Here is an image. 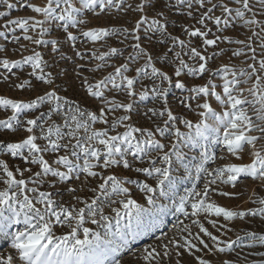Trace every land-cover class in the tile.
I'll return each instance as SVG.
<instances>
[{"label":"snow or ice","instance_id":"snow-or-ice-1","mask_svg":"<svg viewBox=\"0 0 264 264\" xmlns=\"http://www.w3.org/2000/svg\"><path fill=\"white\" fill-rule=\"evenodd\" d=\"M17 2L21 8L30 10L34 15L6 19L0 37L7 40V34L12 33V41L19 42L21 37L15 35L19 29L23 40L38 46L50 45L52 53L58 54L60 59H66L60 51L58 39L47 40L43 37L51 31L62 29L66 33V40L75 42L77 36L69 28L87 23V20L78 19L79 16L85 12L99 16L106 8L111 7L124 9L125 0H78L79 7L74 0H45L43 4L33 3L32 0ZM229 2L235 7H230ZM229 2L195 0L200 9L206 8L197 23L204 25L207 30L181 25V32L189 37L187 41L169 31L174 21L166 12L175 11L195 18L192 12L193 0H141L134 8L127 4V9L141 13L131 33V38L135 41L130 45L133 52L125 57V63L115 67L113 72L95 84L88 83L87 78H84L88 95L99 99L103 105L98 113L82 109L78 104L58 95L55 89L36 94L35 98L27 101L0 96V108L11 111L6 119H0V130L13 134L20 131L27 133L17 142L0 140V154L19 157L25 164L34 165L38 169L33 171L32 167L17 166L12 170L5 159H0V183L5 186L0 190V238L10 240V248L15 251V255L0 254V264H120V259L117 258L119 254L127 250L131 242L151 230L152 224H146L145 215L157 216L167 210V205L157 202V194L159 197L172 199L176 212L191 218V225L197 227L198 232L193 234L191 227L183 225L181 221L183 226H178V231L187 235L181 236L179 241L171 239L167 243L162 242L164 237H157L161 241L159 249L150 244L142 250L139 259L144 264H167L172 259V251L177 257L175 264H181L179 258L185 253L194 256L197 264H211L209 260L196 255L203 250L212 251L203 237L213 242L218 253H230L237 247H264V234L246 232L244 235L249 243L244 245L239 243L243 237L221 240L201 222L203 218L213 228H217L221 217L224 221L259 217L264 222V197L251 201L261 207L247 211L229 209L212 199L213 194L227 198L243 194L224 191L220 187L231 185L235 188L242 177L264 182V145L257 148V143L264 141V0ZM0 5L8 10L17 8V3L10 0H0ZM217 8L220 15H214ZM152 10L156 14L149 20L147 13ZM8 15L9 11H0V18ZM206 20L212 21L217 31H223L221 25L224 28L236 27L237 22H242L239 26L248 28L252 35L236 40L215 35L207 28ZM145 24L147 27L143 28L142 37L140 30ZM256 28H259L258 32ZM118 32L120 30L116 28L101 27L82 31L81 34L96 42ZM30 33H35V36ZM127 33L128 29H123L121 34ZM210 34L214 38H208ZM254 37L260 39L257 46L259 53L257 47L252 46ZM125 38L127 39V35ZM192 38L201 41L203 51L192 44ZM154 40L162 49L155 56L142 46V42L152 45ZM221 40L247 48L251 53L247 59L252 61L247 64V69L240 68L237 72L227 64L218 69L209 66L210 61L227 52L221 48L218 52L207 54L208 47H218V41ZM72 47L75 48V43ZM177 47L179 51H176ZM5 51V47L0 46V52ZM75 55L83 59L79 51ZM121 55V50L115 47L100 55L93 53L94 58L101 62ZM231 55L240 57L247 54L242 49H234ZM185 56L188 60L195 61V65H189ZM140 59H144V64L134 68L135 75H128L133 71L130 65ZM158 63L160 67L156 66ZM25 66L31 68L29 77L44 85L54 84L52 72H45L48 63L40 51L33 49L31 55L20 60H11L7 56L0 58V67L12 75H16L13 69H23ZM104 66L105 63L98 64L96 69ZM170 66V71L165 70ZM216 76L223 82L222 91H217L218 85L214 83ZM0 77L3 81L9 80V76L3 73H0ZM182 77H198L204 82L189 84ZM145 80L150 86L144 83ZM250 81V87L241 86L248 85ZM14 87L37 91L32 79H24ZM172 88L187 93L177 97V105L188 111H195L199 117L197 122L193 123L191 119L174 113L168 100ZM104 89L122 93L128 102L117 100L115 95L108 99ZM149 96L153 101L161 103L159 109L151 107L143 113L152 126L134 127L128 123L132 118V101L136 97L144 101ZM213 100L222 111L213 107ZM193 101H196L195 108ZM250 109L255 120L249 115ZM118 111L123 114L115 115ZM33 112H38L39 115L29 118ZM54 116L62 123L53 119ZM97 123L107 127L97 129L94 127ZM178 125H183L188 131H181ZM121 127L124 131L117 132ZM254 131L259 135H252ZM113 132L116 134H111ZM209 145H221L237 160L242 159L245 146H250L251 163H230L209 170L206 165L216 160ZM183 148L200 149L199 161L190 167ZM45 154H50L49 158H45ZM179 168L184 170L181 178L198 180L203 174L205 182L201 190H196L193 185L191 190H187L179 198L177 204L174 197L178 177L174 175V171ZM122 170L137 176L142 174L144 179L139 181L131 176L117 174ZM25 173H29L27 179ZM17 174L20 178H17ZM149 179L155 182L154 186L148 182ZM93 180L98 181L95 187L91 186ZM73 182H79L80 187L70 186ZM29 184L33 186L29 187ZM44 185L56 191H41L40 188ZM126 185H134L143 193L150 207L145 208L133 199L132 190ZM61 188L72 195L76 204H82L83 207L65 206L55 199V196L61 195ZM85 189L93 194L89 199L77 194ZM253 195L256 193L253 192ZM105 203L115 214L114 232L113 218L104 213ZM116 204L119 207H112ZM189 204L191 212L186 208ZM124 218H127V223L122 228L121 220ZM86 223L103 226L106 229L105 235L102 237L100 232L86 227ZM13 226L19 227L15 231H9ZM57 226L69 231L56 235L54 229ZM220 227L224 228L226 225ZM193 241H198V244ZM249 255L258 259L249 261L247 256L241 257V253L237 252L236 261L224 260L221 264H264V251Z\"/></svg>","mask_w":264,"mask_h":264},{"label":"rangeland","instance_id":"rangeland-1","mask_svg":"<svg viewBox=\"0 0 264 264\" xmlns=\"http://www.w3.org/2000/svg\"><path fill=\"white\" fill-rule=\"evenodd\" d=\"M12 3H17V8L13 10L6 9L5 6L0 5V11H9V15L5 18H0V31H4V28L2 27L5 23L6 19H15L17 17H26L34 15L30 10L21 8L19 6V3L17 0H10ZM33 3L37 4H43L45 0H32ZM76 3V6L79 7L78 0H74ZM115 2H119V0H115ZM141 0H125L124 3V9H117L116 7L106 8L104 12L100 13L99 16L93 15L91 12H85L84 15L79 16L78 19H84L87 20L86 24L78 25L76 28H69V31L73 33V35L77 36V40L75 42H69L66 40V33L63 32L62 29H56L54 31H51L49 34H47L44 39L51 40V39H58L60 41V51L64 53L66 59H60V56L58 54L52 53L50 49V45H34L29 41L23 40V36L21 33V30L17 29L15 35H19L21 39L19 42H13L11 37L12 33H8V39L6 40L4 37H0V46H4L6 51L0 52V58H4L7 56L8 59L11 60H20L24 56H28L32 54V50L35 49L36 51H40L45 61L48 63V67L45 69V72H52L54 84L52 86L44 85L41 82L36 81L34 78L29 77V73L31 72L30 66H25L23 69H13V71L16 73V75H12L7 72V70L0 67V73H3L5 75L9 76L8 81H3L2 77H0V96H5L11 99L16 100H30L35 98L36 94H43L45 91H50L55 89L58 93V95L67 98L69 101L74 102L75 104H78L82 109H85L87 111L92 112H99V109L103 106L101 104V101L99 99L93 98L90 95H88L86 87L84 86V78H87L88 83L95 84L97 81L102 80L105 76H107L110 72L114 71L115 67H118L120 64L125 63V57L128 56L129 53L133 52V49L130 47L131 44L135 43L134 40L131 38V33L133 28L136 25V22L139 20L141 13L134 12L131 9H127V4H131L133 8L139 4ZM174 2V0H173ZM225 2H229V0H225ZM213 3H217V0H213ZM230 7H235V5L231 4L229 2ZM207 7H211V5H207ZM99 11V9H97ZM206 11L205 9H200L197 4H195V0H193V17L195 18H189L186 15H182L178 12H171L167 13L166 15L169 16L171 20L174 21L173 26L169 27V31L172 32L173 35L179 36L181 39H184L185 41L189 40V37L181 32L180 26H191L194 28H201L202 30L205 29L204 25H200L197 23V20L199 19L200 14ZM156 14L155 10L148 11L147 15L149 16V20H151L152 17H154ZM220 10L217 8L214 11V15H220ZM205 24L207 25V28L211 29L212 33L219 36H228L231 37L232 40L236 39H245L246 35H252L251 31L248 28H244L239 26V24H242V22H237L236 27H228L224 28L223 25L220 27L223 29V31H217L216 26L213 24L212 21L206 20ZM116 28L119 29L120 32L110 35L108 37H105L103 40H99L96 42H92L88 38L84 37L81 33L82 31H87L91 28ZM147 27V25H142L140 30V35L143 37V28ZM123 29H128L127 34H121L123 32ZM256 31H259V28H256ZM31 35L35 36V33H30ZM125 35H127V39L125 38ZM208 38H214L212 34L209 35ZM75 43V48L72 47V44ZM260 43V39L258 37L253 38L252 46L257 47ZM192 44L194 46H197L199 50L203 51V48L201 47V41L196 38H192ZM21 45H25V47H21ZM142 46L146 47L150 52L153 53L155 56L156 54H159L162 49L161 47L155 42H153L152 45H148L146 43L142 42ZM169 46L170 42H169ZM111 47H115L121 50L123 55L112 57L110 59H107L106 62H101L94 58L93 53L96 55H100L102 53H106L109 51ZM221 48L226 49L227 52L225 55L218 56L214 60L209 62V66L212 69H218L222 65L227 64L230 67H234L237 72H239L240 68L247 69V64L252 63L251 60L247 59V56H250L251 53L248 52L247 48H245L242 45H237L235 43H228L227 41H218V47H208L207 54L211 55L214 51H219ZM234 49H242L247 55H242L240 57H234L231 55L232 50ZM180 49L177 47L176 51H179ZM79 51L81 55L83 56V59L77 57L75 53ZM259 48L257 47V53H259ZM171 55V54H170ZM184 59L189 63V65H195V61L188 60V58L185 56ZM105 63V66L100 69H96V66L98 64ZM144 64V59H140L136 61L134 64L130 65L133 68V71L129 72L128 75H135L134 68L139 67ZM108 65H111L108 66ZM157 67H160V64L158 63L156 65ZM170 68H166L165 70L170 71ZM92 69H96L95 71H92ZM150 71V69H149ZM24 79H32L33 84L37 86V91L29 90V89H17L14 87L15 84L22 82ZM182 79H185L187 83L189 84H200L204 81L199 79L198 77H182ZM145 84L150 83L145 80ZM214 83L218 85L217 91H222V80L219 76H216L214 79ZM251 81L248 85H241L242 87H250ZM109 85V89H110ZM139 87V86H138ZM105 96L108 99H111L114 95L117 100L128 102L125 98V96L122 93H114L113 91H109L108 89H104ZM181 95H187V93H181L179 90L172 88L170 89L168 100H169V106L173 109L174 113L180 114L188 119H191L193 123L197 122L199 117L196 115L195 111H188L186 109H183L181 107H178L177 105V97ZM245 95H248L245 93ZM251 98V97H249ZM134 104L133 110L131 112V120L128 122L134 127H151L152 124L150 121L146 120L143 113L146 111L147 108L155 107L159 109L161 107V103L158 101H153L151 96H149L148 99L141 101L139 97L134 98L132 101ZM212 105L214 108L217 109V111H222L221 108L217 106V104L213 101ZM193 108H195L196 101L192 102ZM45 110L46 109H42ZM122 111H118L115 113V115L119 116L122 115ZM11 115L10 110H4L0 108V119H6L7 116ZM39 115L38 112H33L30 114L29 118H33L34 116ZM249 115L252 116V118L255 120V115L249 110ZM53 119L57 120L58 123H62V121L54 116ZM111 119V116H110ZM95 128L100 129L103 127H107V125H102L97 123L94 125ZM180 127L181 131H188L183 125H178ZM117 132H123L124 129L118 128L116 130ZM223 133V129H221V134ZM113 135L116 134V132L111 133ZM252 135H259L257 132H252ZM27 135V133L20 131L15 134L2 131L0 130V140H6L10 142H17L20 139L24 138ZM139 135V134H137ZM39 143H44L43 141H38ZM166 142V141H165ZM264 145V141H260L257 143V148H261V146ZM209 150L213 152L216 156L215 162H209V164L206 165L209 170L215 169L217 167H222L226 164L230 163H251V155H250V146H245L244 152L241 154L242 159L237 160L236 157L231 156L226 149H224L221 145H209ZM183 151L186 153V161L189 162L190 167L197 163L199 161V152L200 149L194 148V149H188L183 148ZM63 154V153H61ZM50 154H45V158H49ZM221 157H224V159H221ZM0 159H5L7 163L9 164L10 168L12 170H15L17 166L20 168L25 167H32L33 171L38 170L36 166L34 165H27L25 164L19 157L12 158L10 156H5L3 154H0ZM146 166V165H142ZM99 170V169H97ZM184 170L183 168H179L178 170L174 171V175L178 177V183L176 187L175 192V201L178 204L179 198L183 195H185L187 190H191L193 185H195L196 190L203 189L204 186V175L201 174L200 179H193L191 177L185 179L181 178ZM2 174V173H0ZM107 174V173H105ZM117 174L121 175H127L131 176L134 180L142 181L144 179L143 175L137 176L135 173H130L127 170H122V172H118ZM29 173H25V179H27ZM195 175V169L193 168V176ZM17 178L19 177V174H17ZM149 183L155 185V182L151 179L148 180ZM98 181L93 180L91 186L95 187ZM29 187H32L33 185L29 184ZM67 186V185H66ZM70 186L72 187H80L79 182H73ZM131 188L132 190V198L137 200L138 203L144 205L145 208L150 207L147 204L146 199L144 198V194L139 192V190L134 185H126ZM5 186L3 183H0V190H2ZM215 187V186H214ZM224 191H228L231 193H243L241 195H238L235 198H227L222 197L216 194L212 195V199L215 200L218 204L221 206L227 207L232 210L237 211H247L248 209H255L258 207H261L258 203H252V200H256L257 197H264V182H261L259 180H253L249 177H242L240 181L237 183L236 187L233 188L231 185H221L220 186ZM41 191H52L55 192L56 189L49 188L47 185H44L40 188ZM253 192L256 193V195H253ZM78 195L85 199H89L93 194L91 192H88L87 189H85L84 192H78ZM29 195H32L29 193ZM251 197V200L249 199ZM55 199L59 200L60 202L64 203L65 206H71L76 205V207H83L82 204H76V201L73 199L72 195L69 194L66 191H63L61 188V195L55 196ZM112 199H119V197H112ZM157 202L160 204L167 205V210L159 214L157 216H152L149 214L145 215V222L151 223L152 228L150 231H146L140 238L136 239L135 241L131 242L129 248L119 254L117 257L120 259V264H144V262L139 259L142 250L147 245H153L157 246L159 249V245L161 244V241H158L157 237H164L163 243H167L168 240L175 239L180 240L181 236H186L187 233H181L178 231V226L182 227L183 225H189L191 227V231L193 234H196L198 232V228L191 225V218H186L182 213H178L175 210V207H173V201L172 199H165L162 197H159L157 194ZM104 213L105 215L109 216L110 218H113V227L112 231H115V214L111 211V207L105 203L104 205ZM112 207H119L118 204L112 205ZM186 208L189 212H191L190 204L186 205ZM212 219H217L216 217H212ZM183 222V225L180 224V222ZM201 222L205 224V227L209 229L214 235L218 236L221 240H236L237 236L243 237L241 241H239L240 244H248L249 241L247 237H245L246 232H256L258 234H264V222H261L259 217L252 218V217H246L244 220L235 219L233 221H224L223 218L218 219L217 228L220 230L217 231V228H213L211 224L208 223L207 220L201 218ZM127 223V218H124L121 220V227ZM221 225H226V227L221 228ZM86 227L92 228L94 231H98L101 233V236L103 237L105 235L106 229L103 226L99 225H92L91 223H86ZM16 227L19 226H13L9 231H15ZM228 229H231L228 231ZM56 235H62L65 234L69 229L59 227L57 226L54 229ZM166 234V236H165ZM202 235V234H201ZM82 238V235H81ZM205 239V242L209 244V247L212 248V253L208 250H203L201 252H197L196 255L200 256L204 259H207L211 262V264H221L224 260H233L236 261V253L240 252L241 257L247 256L249 261L253 259H258L256 256L249 255V253H255L259 251H264V247L257 246L255 248H240L237 247L235 251L230 253H218L215 251V247L213 245V242L207 238L203 237ZM194 243L198 244V241H193ZM202 247V246H201ZM0 254L8 255L13 254L15 255V251L10 248V240H4L0 238ZM177 257L175 256V252L172 251V259L171 261L167 262V264H175V260ZM181 264H197V261L194 256H189L187 253L181 258Z\"/></svg>","mask_w":264,"mask_h":264},{"label":"trees","instance_id":"trees-1","mask_svg":"<svg viewBox=\"0 0 264 264\" xmlns=\"http://www.w3.org/2000/svg\"><path fill=\"white\" fill-rule=\"evenodd\" d=\"M214 251H212V253H213Z\"/></svg>","mask_w":264,"mask_h":264}]
</instances>
